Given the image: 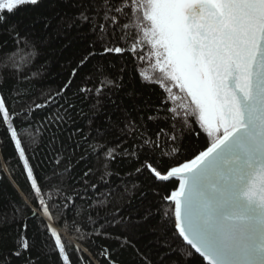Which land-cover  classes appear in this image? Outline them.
Returning a JSON list of instances; mask_svg holds the SVG:
<instances>
[{
  "label": "snow or ice",
  "instance_id": "obj_1",
  "mask_svg": "<svg viewBox=\"0 0 264 264\" xmlns=\"http://www.w3.org/2000/svg\"><path fill=\"white\" fill-rule=\"evenodd\" d=\"M23 8L37 14L22 28L23 21L13 18ZM86 23L100 42L102 52L95 51L96 42L91 43L89 48L92 50L80 58L78 67L97 55L131 52L127 46H109V37L126 45L129 42L132 45L137 42L150 44L160 74L156 82L167 80L172 88L190 98L187 104L179 106L180 110L166 107L164 101L154 109L157 113L170 115H149L148 120L165 119L170 121L171 128V131L160 129L155 137L148 135L142 118L138 124L127 111L115 122L109 115V127L96 129L98 135L114 131L124 138L123 142L132 140V150L128 154L137 162L143 154L148 161L134 171L138 174L147 171L156 181L173 185L166 190L167 194L157 193L168 208L158 206L156 215L161 217L164 227L171 222L167 230L172 233L175 245L167 242L161 245L170 249L161 255V264L170 257V264H189L193 257L190 248L208 264H264V0H0V35L8 36L13 44V52L4 54L7 63L0 61V76L5 79L15 76L16 73L9 69L22 67L14 58V50L23 46L34 51L45 38H67L70 30L81 29ZM8 43V40L0 42V49ZM31 58L29 56V60ZM138 59L143 60V55ZM96 71L101 77L99 86L95 89L83 87L80 92L95 91V109L100 104V95L107 89L109 100L118 108L111 93L124 87L123 75L109 78L101 65L96 66ZM123 71L122 68L121 73ZM134 71H139L138 66ZM76 74L74 68L71 75ZM140 79L144 82L143 73H140ZM71 83L69 80L62 91H66ZM128 95L131 97L132 93ZM178 98L181 97H172L173 100ZM6 105L7 99L0 92V123L6 126V132L10 133L19 150L26 177L30 180V196L37 204L31 209L25 199L24 205L31 209L33 217L46 218L42 236L51 242L52 251L62 256L63 261H71L68 251L71 240H66L65 236L73 230L79 233L80 221L64 217L65 210L70 205L75 206V198L63 195L62 202L55 203L65 191L63 173L54 170L45 178L34 167L28 166L29 158L15 126V120L24 113H16ZM42 107L44 105L35 104L36 109ZM55 119L63 122L64 116L57 115ZM196 124L202 131L194 127ZM185 131L197 137L206 134V146L196 150L190 158L173 159L181 151L180 141ZM84 139L87 141L88 137ZM121 147L123 143L106 147L99 141L90 145L94 154L102 152L105 157L102 181L104 176L113 174L107 171L108 161L115 159L114 153ZM166 147L169 148L167 152ZM124 151L128 152V149ZM157 153L170 158L166 166L152 162ZM60 163L61 160L55 161L57 167ZM91 171H86L84 176ZM90 187L96 189L97 185ZM136 187L135 184L132 186L133 189ZM76 198L83 199L79 193ZM107 199L96 201V207L89 202V211L77 209L75 216L83 219L86 215L95 225L98 221L91 212L98 214ZM106 222L127 227L123 218L117 221L113 217ZM55 224L59 227H54ZM27 227L25 220L24 228ZM100 227L102 229L103 225ZM93 234L115 239L122 248H131L138 258L137 264H151L127 235L112 236L100 231ZM15 243L18 245V250L13 253L16 257H20L22 251L30 252L37 247L23 234ZM75 250L84 251L78 245ZM101 255L110 264H117L111 251L104 249ZM4 264H9L7 257ZM28 264H37V260L29 256ZM76 264H82L80 257Z\"/></svg>",
  "mask_w": 264,
  "mask_h": 264
},
{
  "label": "trees",
  "instance_id": "obj_2",
  "mask_svg": "<svg viewBox=\"0 0 264 264\" xmlns=\"http://www.w3.org/2000/svg\"><path fill=\"white\" fill-rule=\"evenodd\" d=\"M36 14L29 8H23L13 20H22L23 28ZM5 40L9 43L7 47L0 49V61L7 63L4 54L13 52V44L8 36L0 35V42ZM109 40V46H127L131 52L97 55L90 57L84 66L78 67L80 58L92 50L89 48L91 43L96 42L95 51L102 52L100 42L97 41L96 35L89 31L86 23L81 29L74 27L70 30L67 38H45L44 43L38 44L34 51L23 46L14 50V58L22 67L19 70L9 69L10 72L16 73L15 76H9L7 79L0 76V92L7 99L6 106L16 113H24L15 120V126L19 129L22 146L29 158L28 166L34 167L45 178L51 176L54 170L63 173L62 187L65 191L60 194V199H55V203H61L63 195L73 196L75 206L70 205V208L65 210L64 218L80 221V232L69 231L65 236L66 240H71L68 249L71 261H63L62 256L52 251L51 242L42 236V226L46 218L33 217L31 214V209L37 204L30 196V180L26 177L24 161L20 158L10 133L6 132V126L0 123V264H4L5 257L9 264H28L29 256L37 260V264H76L77 257L81 258L82 264H110V261L101 255L104 249L112 252V259L117 261V264H137L138 258L131 248H122L117 240L95 235V231L110 233L112 236L127 235L140 252L149 258L151 264H161V255L170 251L162 247V244L167 242L175 247L172 233L167 230L171 227V222L164 227L161 217L156 215L158 206L168 208V204L162 202L161 195L167 194L166 190L171 189L173 185L156 181L147 171L142 174L134 171L141 163L148 161H145L143 154L140 155V162L128 154L132 150V140L123 142L124 138L114 131L98 135L96 129L109 127V115L112 122H115L122 119L127 111L138 124L142 118L148 135L155 137L160 129L171 131V128L170 121L165 119L148 120L149 115H170L166 112L157 113L154 109L164 101L166 107L180 110L179 106L187 104L190 98L178 90L169 91L165 84L156 82L159 76L152 71L155 57L152 55L150 44L141 45L137 42L132 45L129 42L126 45L118 39L112 41L109 37ZM139 55H143L144 59L139 60ZM29 56L32 57L30 60ZM97 65L103 67L105 75L109 78L123 75L124 87L119 92L111 93V98L116 101L118 108L109 100L110 93L107 89L100 95V104L95 109V91L86 94L80 92L83 87L95 89L99 86L101 77L96 71ZM137 66L138 72L134 71ZM74 68L77 69V74L72 76ZM122 68L124 71L121 73ZM140 73L145 76L144 82H141ZM69 80L72 81L70 87L62 91ZM130 92L131 97L128 95ZM173 96L182 99L173 100ZM35 104H42L44 107L36 109ZM69 105L74 107L70 108ZM57 115L64 116V121H56ZM9 123H12L11 118ZM122 126L121 124L120 127ZM177 126L180 127L179 122ZM194 127L202 131L198 124ZM84 137H88V140L85 141ZM95 141L105 144L106 147H116L123 143V147L117 148L114 153L115 159L108 161L107 171L113 174L104 176L103 181L100 177L105 171L103 165L106 161L102 152H92L90 145ZM96 146L99 147V144ZM204 146L206 134L197 137L185 131L180 141L181 151L173 159L182 161L190 158L196 150H202ZM124 149H128V152ZM168 150L166 147L165 152ZM56 160H61L58 167ZM169 160L167 155L157 153L152 162L163 167ZM69 168L70 171H65ZM89 169L92 171L85 177L84 173ZM91 184H96L97 188L92 189ZM134 184L137 185L135 189L132 188ZM77 193L83 199L76 198ZM105 197L108 199L104 208L98 214L91 212L93 218L98 221L95 225L87 220L86 215L83 219L75 216L77 209H85L88 212L89 202L96 207V201ZM25 199L31 209L24 205ZM113 217L117 221L123 218L127 227L122 228L119 224L112 226L106 222L111 221ZM25 220L27 229L24 228ZM100 225H103L102 229ZM54 227H59V224ZM20 234L34 241L37 247L32 248L30 252L22 251L21 256L16 257L13 255L18 250L15 241L19 239ZM77 245L84 251H76ZM189 250L193 252L189 264H208L195 249ZM170 259L171 257L165 259L163 264H170Z\"/></svg>",
  "mask_w": 264,
  "mask_h": 264
},
{
  "label": "rangeland",
  "instance_id": "obj_3",
  "mask_svg": "<svg viewBox=\"0 0 264 264\" xmlns=\"http://www.w3.org/2000/svg\"><path fill=\"white\" fill-rule=\"evenodd\" d=\"M152 71L155 72L158 76H160V74H159V70L155 67V64H154V66H153V68H152ZM163 84H165V85H166L170 90H172V91H174V90H178V89H176V88H172L170 82L167 81V80H165V81L163 82Z\"/></svg>",
  "mask_w": 264,
  "mask_h": 264
},
{
  "label": "water",
  "instance_id": "obj_4",
  "mask_svg": "<svg viewBox=\"0 0 264 264\" xmlns=\"http://www.w3.org/2000/svg\"><path fill=\"white\" fill-rule=\"evenodd\" d=\"M199 254V253H198ZM200 255V254H199ZM201 256V255H200ZM205 261L208 263V261L205 259Z\"/></svg>",
  "mask_w": 264,
  "mask_h": 264
}]
</instances>
